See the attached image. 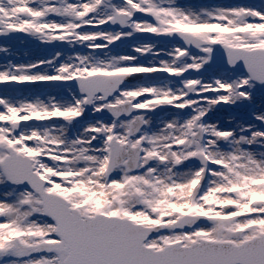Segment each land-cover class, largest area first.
<instances>
[{"label": "snow or ice", "instance_id": "obj_1", "mask_svg": "<svg viewBox=\"0 0 264 264\" xmlns=\"http://www.w3.org/2000/svg\"><path fill=\"white\" fill-rule=\"evenodd\" d=\"M0 85V264H264V0H0Z\"/></svg>", "mask_w": 264, "mask_h": 264}, {"label": "flooded vegetation", "instance_id": "obj_2", "mask_svg": "<svg viewBox=\"0 0 264 264\" xmlns=\"http://www.w3.org/2000/svg\"><path fill=\"white\" fill-rule=\"evenodd\" d=\"M189 2L194 3V4H204L205 0H189ZM33 46H35V44L18 45L21 56L24 57V54L27 53V57L25 58H33V55H34ZM36 54H38V52Z\"/></svg>", "mask_w": 264, "mask_h": 264}, {"label": "rangeland", "instance_id": "obj_3", "mask_svg": "<svg viewBox=\"0 0 264 264\" xmlns=\"http://www.w3.org/2000/svg\"><path fill=\"white\" fill-rule=\"evenodd\" d=\"M213 4H216L218 1L220 3H228V2H237V0H212ZM223 1V2H222ZM244 2H259V0H244ZM1 86V85H0ZM3 86H1L2 88Z\"/></svg>", "mask_w": 264, "mask_h": 264}]
</instances>
